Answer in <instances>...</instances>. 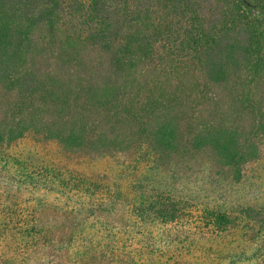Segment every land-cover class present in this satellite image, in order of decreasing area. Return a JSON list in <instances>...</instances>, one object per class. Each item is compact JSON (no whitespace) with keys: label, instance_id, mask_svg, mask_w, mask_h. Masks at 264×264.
I'll return each mask as SVG.
<instances>
[{"label":"trees","instance_id":"obj_1","mask_svg":"<svg viewBox=\"0 0 264 264\" xmlns=\"http://www.w3.org/2000/svg\"><path fill=\"white\" fill-rule=\"evenodd\" d=\"M28 137L57 147L41 178L91 216L130 206L191 238L184 198L137 200L120 181L204 167L237 183L264 159V0H0V161ZM102 156L118 159L111 178L73 168ZM47 210L2 219L0 264H140L117 245L75 247L77 212ZM202 212L212 233L242 230L238 261L249 246L264 264V209Z\"/></svg>","mask_w":264,"mask_h":264},{"label":"rangeland","instance_id":"obj_2","mask_svg":"<svg viewBox=\"0 0 264 264\" xmlns=\"http://www.w3.org/2000/svg\"><path fill=\"white\" fill-rule=\"evenodd\" d=\"M3 152L8 157L5 155L0 161V222L9 216L18 218L17 214L29 218L38 210L49 212L47 208L68 212L75 210L77 219L82 221V225H79L83 230V238H79L75 247H80V242L94 247L106 245L111 248L117 245L140 254V264H255L247 258L251 250L249 246L245 247L247 255L241 256L240 261L232 255L242 249L233 232L240 234L242 230L235 229L229 233H221L222 235L212 233L205 224L206 221L202 222L201 216L204 206L225 211H232L240 206L264 209V159L237 183L217 180L204 167L176 179L170 174L152 172L131 184H128L129 180L120 181L122 189L132 190V198L136 197L137 200L146 193L164 191V188L175 196L184 198L185 206L192 210L188 224L192 235L189 239H183L174 237L172 233H164L166 229L153 223L149 217H135L129 212L132 209L130 206H119L115 210L117 215L111 212L107 218L103 216L98 219L84 211L83 204L87 201L84 195L71 192L64 196L50 190V183L41 178L44 177V168H40L44 165L51 166L60 160L58 149L52 143L40 146L28 137ZM16 158L24 162L23 170L17 166ZM117 161V157L102 156L74 165L73 168L78 174L98 172L106 173L111 178L118 169ZM30 174L36 179L30 181ZM6 262L11 264L13 261Z\"/></svg>","mask_w":264,"mask_h":264}]
</instances>
